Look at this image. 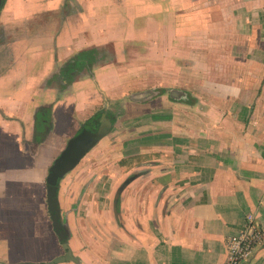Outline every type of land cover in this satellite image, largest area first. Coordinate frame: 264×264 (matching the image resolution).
I'll return each instance as SVG.
<instances>
[{
	"label": "crops",
	"instance_id": "0c3cea01",
	"mask_svg": "<svg viewBox=\"0 0 264 264\" xmlns=\"http://www.w3.org/2000/svg\"><path fill=\"white\" fill-rule=\"evenodd\" d=\"M114 102L59 183L58 264H224L248 216L264 227V0H0V264L65 256L47 177Z\"/></svg>",
	"mask_w": 264,
	"mask_h": 264
},
{
	"label": "water",
	"instance_id": "95a60500",
	"mask_svg": "<svg viewBox=\"0 0 264 264\" xmlns=\"http://www.w3.org/2000/svg\"><path fill=\"white\" fill-rule=\"evenodd\" d=\"M147 95L139 94L133 96V100L142 101ZM112 120L106 114H103L100 120V126L96 130L84 129L76 136L71 138L64 151L53 163L47 177V199L51 212V219L54 224V230L59 236L60 241L66 251L63 258L55 259L48 264H58L73 260L72 252L64 242L63 232L60 223L58 207V186L62 178L76 168L83 158L105 137L112 129Z\"/></svg>",
	"mask_w": 264,
	"mask_h": 264
},
{
	"label": "trees",
	"instance_id": "16d2710c",
	"mask_svg": "<svg viewBox=\"0 0 264 264\" xmlns=\"http://www.w3.org/2000/svg\"><path fill=\"white\" fill-rule=\"evenodd\" d=\"M99 52L98 50L92 49V50H87L80 52L74 62H70L67 65V68L62 71V75L65 76L66 79V85L70 84L77 75H80L83 71L88 72L90 76H93V68L94 66L98 63L99 61ZM106 113V111L100 112L90 118L88 121H86L80 128V130L77 132L80 133L84 129H89V130H96L100 126V120L102 115ZM108 118L110 117L111 113L108 112ZM49 111L47 110H40L37 112L36 115V130H42L45 129L48 125L49 122ZM112 121L114 122V117H110ZM76 134V135H77Z\"/></svg>",
	"mask_w": 264,
	"mask_h": 264
},
{
	"label": "built area",
	"instance_id": "2783aa9c",
	"mask_svg": "<svg viewBox=\"0 0 264 264\" xmlns=\"http://www.w3.org/2000/svg\"><path fill=\"white\" fill-rule=\"evenodd\" d=\"M264 245V227L253 216L247 217L245 229L228 242L227 259L224 264L248 263L256 249Z\"/></svg>",
	"mask_w": 264,
	"mask_h": 264
},
{
	"label": "rangeland",
	"instance_id": "374dc122",
	"mask_svg": "<svg viewBox=\"0 0 264 264\" xmlns=\"http://www.w3.org/2000/svg\"><path fill=\"white\" fill-rule=\"evenodd\" d=\"M109 110L113 113V115H110V117L115 116L118 113V107L116 106V102H114L111 106H109ZM69 140L70 138L67 139V141Z\"/></svg>",
	"mask_w": 264,
	"mask_h": 264
}]
</instances>
